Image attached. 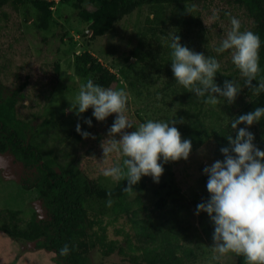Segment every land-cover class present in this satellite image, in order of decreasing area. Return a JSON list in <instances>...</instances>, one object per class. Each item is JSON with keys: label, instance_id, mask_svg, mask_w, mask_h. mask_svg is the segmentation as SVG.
I'll return each mask as SVG.
<instances>
[{"label": "rangeland", "instance_id": "1", "mask_svg": "<svg viewBox=\"0 0 264 264\" xmlns=\"http://www.w3.org/2000/svg\"><path fill=\"white\" fill-rule=\"evenodd\" d=\"M32 1L7 0L0 4V87L5 94L13 89H16L18 96L22 94L14 111L19 119L30 122L34 142L41 144L43 153L51 152L61 167L69 163L83 170L87 178L96 181L98 186L111 189L114 181L104 177L101 169L115 164L119 156L113 153L103 158L101 143L107 138V130L116 114L102 122L93 117L89 133L95 139L73 138L72 128L87 112L79 117L73 111L66 112L70 103L75 102L80 85L84 84L83 78L73 74V57L81 51H87L101 66L116 74L117 81L109 87L115 90L123 88L128 94L126 115L133 127L127 131H134L140 123L148 120H171L181 108L177 106L178 99L162 87L169 78L175 79L171 72V57L164 55V58H168L167 63H164L165 68H154L150 67L149 58L137 59L131 56V51L141 41V50H150L154 66L162 64L159 56L165 50L164 46L171 43L176 31L171 27L165 29L169 34L166 41L162 39L163 36L158 41L148 36L141 38L143 20L149 13V8L141 5L114 21L103 34L92 37L89 36L88 22L79 17L78 10L71 3L64 4L58 0H45L52 3L46 26L39 27V11ZM229 1L199 0L185 6L187 17L182 34L187 35L180 37L181 44L209 56L215 52L214 46H219L230 30L231 17L241 22V31L247 30L249 20L241 10L232 8ZM83 8L92 10L93 5L85 3ZM214 10L219 12V18L215 21L212 20ZM146 44H149L148 47H145ZM225 52L228 55L221 59L220 64L231 57L230 51ZM132 64L133 71H129L128 66ZM139 68L142 69L138 71ZM120 70H125V74L131 78L142 74L144 81L143 87L139 89L140 95H135L133 89L126 85ZM226 104L222 100L215 106H208L216 112L213 115L217 114L220 123L225 122L235 111L234 108H227ZM89 112L92 116L91 108ZM213 115L205 118L203 123L208 125L211 120L214 122ZM184 123L191 126L189 121ZM116 139H119L118 134ZM210 144L192 145L187 160L169 162L159 183L153 182L150 176H142L137 183L139 189L125 199L130 203L127 216L120 211L114 215L110 200L100 201L96 198L87 200V211L97 217L101 216L109 239L120 241L124 232L133 234L134 227L128 216L137 210L136 217L130 215L131 219H145L146 214H149L156 220L152 231L158 228L164 232L169 231V234L177 237L182 247L193 248L196 258L191 264H235V254L231 253L219 260L214 259L216 253L211 246L212 238L208 240L201 231L203 221L209 220L208 214L201 211L199 217L195 214L196 206L191 203L193 195L199 197L204 194L203 200L209 196L206 189L207 176L202 170L218 160L211 157ZM24 175L25 171L20 164L14 162L7 153H0V211H17V220L13 223L15 227L24 225L32 214L36 218L44 217L37 192L21 185L20 178ZM159 198H164L165 205L157 211L153 206ZM137 206L146 209L139 210ZM132 240V244H135L133 235ZM124 249L126 253H136L132 247ZM53 258L52 252L36 248L33 242L11 238L0 232V264H56ZM127 258L125 254L116 253L101 257L96 248L89 251L90 264H130Z\"/></svg>", "mask_w": 264, "mask_h": 264}, {"label": "trees", "instance_id": "2", "mask_svg": "<svg viewBox=\"0 0 264 264\" xmlns=\"http://www.w3.org/2000/svg\"><path fill=\"white\" fill-rule=\"evenodd\" d=\"M6 1L0 0V4ZM58 1L64 4L71 3L72 7L78 10L79 17L88 22L89 36L92 37L103 34L114 21L129 14L133 9L145 5L149 8V13L143 20L141 38L144 39L148 36L158 41L160 36H163L162 39L166 41L169 34L166 33L165 29L170 27L176 31L174 35L179 37L187 35L186 33L182 34V28L186 24L187 17L185 6H190L194 1L199 0ZM51 3L45 0L32 1V4L39 11L37 24L39 27L46 26ZM85 3L93 5V9L86 10L83 8ZM228 3L232 4V8L243 12L249 20L247 30L260 37V73L257 80L264 78V0H230ZM168 8L169 11L166 12ZM221 13L224 14V12ZM148 45L146 44L145 47ZM169 45L170 43L164 46L165 50L159 56L162 64L159 63L154 66L150 50H141V41L131 51V56L137 59L149 58L150 67L165 68L164 63H167L168 58H164V55L167 54L170 58L171 53ZM226 54L228 55L226 52L221 54L213 52L209 54V57H215L220 63ZM220 65L221 68L216 74L215 82L222 86L224 80H233L242 89L233 104H226L227 108H234L235 111L229 115L225 122H218L219 117L214 114V122L211 120L208 125H205L204 119L216 112L208 108L211 105L204 102L205 98H198L194 93L186 91L175 82V79L169 78L162 87L168 91V94L178 99L177 106L181 107L173 119L180 120L183 118L184 121H189L191 124V126L186 123L174 125L181 133L182 139H190L192 145L195 146L204 143L206 145L210 142L209 153L211 157L223 160V155L219 149L227 146L228 142L225 136L230 134L235 136V132L230 127L231 119L252 111L255 107H264V93L256 96L250 88L244 86V79L241 78L239 70L231 62V57H228ZM128 67L130 68L129 71H133V64ZM141 69L139 68L138 71ZM72 71L75 76L83 78L84 83L92 79L101 86L109 87L111 83L117 81L116 74L101 66L87 51H81L74 55ZM120 71L126 80V85L133 89L135 95H140L139 89L143 87L144 81L142 74L131 78L127 73L125 74V70ZM166 72L169 71L166 69ZM256 83L253 81V84ZM2 89L0 87V153H7L14 162L22 166L25 175L20 178L21 185L25 189H34L37 192L44 217L36 218L32 214L24 225L15 227L13 223L17 220V211L11 209L0 211V232L11 238L33 242L36 248L52 252L56 264H90L89 251L93 248H96L101 257H107L112 253L125 254L130 264H191L195 260L194 249L188 246L182 247L174 234H169V231H161L160 228L152 231V226L156 220L151 218L149 214H146L145 219H131L130 215L136 217L137 210L132 211L128 216V220L134 227L133 234L124 232L120 241L107 238L105 224H102L101 216L89 214L85 203L89 198H96L100 201L110 200L114 215L120 211L127 216L130 203L125 199L130 193L123 191V188L127 186V181L114 182L111 189H105L98 186L93 179L87 178L83 170L80 171L69 163L64 164L65 167H61L54 160L51 152L43 153L41 144L34 142L30 122L23 121L16 116L14 107L17 101L22 98V94L18 96L16 89L5 94ZM222 100L224 101V98L221 97L220 101ZM182 104L187 106L184 107ZM85 118L93 119L89 109L85 117L77 121L80 123L82 131L89 132L90 127L84 123ZM75 126L72 128L71 134L75 140H80L82 137L75 131ZM244 126L240 124L237 127ZM249 131L255 136L254 143L256 146L264 150V118L250 126ZM167 166L168 163L163 164V168ZM138 189L137 184L133 186V191ZM204 197V194L199 197L193 195L191 203L196 206L203 201ZM164 205V198H159L153 207L160 211ZM137 209L145 211L146 208L137 206ZM201 231L208 240L212 238L214 227L210 219L203 221ZM132 235L136 239L135 244H132ZM157 236L159 238H156ZM65 244L69 246L70 252L67 256L61 257L59 251ZM131 247L136 250L135 254L125 252L124 248ZM235 264H246L244 257L235 255Z\"/></svg>", "mask_w": 264, "mask_h": 264}, {"label": "clouds", "instance_id": "3", "mask_svg": "<svg viewBox=\"0 0 264 264\" xmlns=\"http://www.w3.org/2000/svg\"><path fill=\"white\" fill-rule=\"evenodd\" d=\"M218 18L219 12L214 10L212 20ZM230 24V30L214 50L217 54L230 51L231 62L244 79V86L259 96L264 93V78L257 80L260 37L252 31H241V22L236 17L230 18ZM169 47L171 72L178 85L198 98H205L204 102L209 105L219 104L221 97L229 105L235 102L241 86L227 79L222 86L215 82L221 68L215 57L189 49L174 34ZM253 81L257 83L253 84ZM127 105L128 94L123 88L115 90L89 79L80 85L75 102L70 103L66 112L73 111L79 117L91 108L92 117L100 122L116 114L101 148L103 158L116 153L119 160L102 168L101 174L117 183L126 180L123 191L131 193L142 176H150L153 182L159 183L164 172L163 164L187 160L192 142L182 139L174 126L184 123L183 118L148 120L140 123L134 131H127L133 127L126 115ZM262 118L264 107H255L231 119L230 127L235 136H225L227 146L219 149L223 160H216L202 170L207 176L209 196L196 205L195 214L199 215L201 211L208 214L214 227L211 246L217 260L231 253L242 255L246 264H264V150L256 146L255 136L249 131V127ZM84 123L92 126L90 118H85ZM240 124L245 126L238 128ZM75 131L82 138L95 139L92 133L82 131L80 123L76 124ZM117 134L119 139H116ZM69 252L70 248L65 244L59 255L64 257Z\"/></svg>", "mask_w": 264, "mask_h": 264}]
</instances>
